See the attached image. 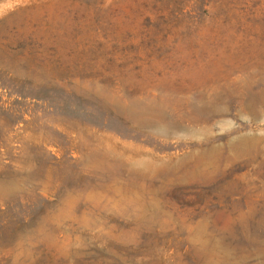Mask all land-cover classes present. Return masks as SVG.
Masks as SVG:
<instances>
[{"label":"rangeland","instance_id":"rangeland-1","mask_svg":"<svg viewBox=\"0 0 264 264\" xmlns=\"http://www.w3.org/2000/svg\"><path fill=\"white\" fill-rule=\"evenodd\" d=\"M0 264H264V0H0Z\"/></svg>","mask_w":264,"mask_h":264},{"label":"trees","instance_id":"trees-1","mask_svg":"<svg viewBox=\"0 0 264 264\" xmlns=\"http://www.w3.org/2000/svg\"><path fill=\"white\" fill-rule=\"evenodd\" d=\"M157 12H161V11H157Z\"/></svg>","mask_w":264,"mask_h":264}]
</instances>
